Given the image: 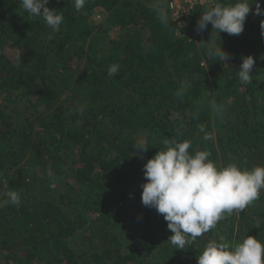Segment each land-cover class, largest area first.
<instances>
[{
    "label": "trees",
    "instance_id": "16d2710c",
    "mask_svg": "<svg viewBox=\"0 0 264 264\" xmlns=\"http://www.w3.org/2000/svg\"><path fill=\"white\" fill-rule=\"evenodd\" d=\"M247 3L240 35L211 24L199 32L209 6L199 4L187 36L167 0H86L80 11L49 0L63 15L59 31L21 0H0V201L9 190L21 199L0 207V264H198L209 242L231 251L251 236L264 245V189L183 249L141 202L143 166L169 139L210 153L218 169L264 167V16ZM248 56L252 83L243 85L237 71Z\"/></svg>",
    "mask_w": 264,
    "mask_h": 264
},
{
    "label": "clouds",
    "instance_id": "9594fccd",
    "mask_svg": "<svg viewBox=\"0 0 264 264\" xmlns=\"http://www.w3.org/2000/svg\"><path fill=\"white\" fill-rule=\"evenodd\" d=\"M49 0H21L23 9L34 18H42L53 31H59L63 15L56 9H49ZM74 7L80 11L86 0H73ZM252 6L247 0H240L232 5H222L215 0L197 21V30L203 32L211 24L213 30L228 35H240L244 31L247 16ZM264 16L258 0L253 13ZM160 20L165 22L163 9ZM261 34L264 36V20L260 22ZM208 53L212 57H222L226 61L228 54L221 48L210 47ZM255 60L252 56L242 58L237 76L241 84L252 83V71ZM119 65L113 64L108 75L118 72ZM178 95L182 96L180 92ZM216 113L222 109L215 103L211 105ZM201 126V131H203ZM205 134L204 139H211ZM165 151H159L143 166L146 183L142 188L141 202L144 206L154 208L167 222L168 229L174 233L168 241L175 249H183L198 237L213 229L224 214L242 211L259 198L264 189V167L256 166L252 170H241L235 164L218 169L208 159L210 153L197 151L189 154V141H166ZM146 151L142 147H136ZM7 199L0 201V207L9 204L19 206L20 195L15 191L5 193ZM228 243L209 242L202 254L197 258L198 264H264V245L256 238L247 236L229 250Z\"/></svg>",
    "mask_w": 264,
    "mask_h": 264
},
{
    "label": "built area",
    "instance_id": "2783aa9c",
    "mask_svg": "<svg viewBox=\"0 0 264 264\" xmlns=\"http://www.w3.org/2000/svg\"><path fill=\"white\" fill-rule=\"evenodd\" d=\"M167 2L169 3L170 11L171 12L173 11L172 14L175 16L174 18L177 20V22L179 21L178 24L180 26H183V24H187V21L184 19L190 16L191 11L194 9L196 5H199V4L209 5V3L212 2V0H167ZM98 18L100 19V17Z\"/></svg>",
    "mask_w": 264,
    "mask_h": 264
},
{
    "label": "rangeland",
    "instance_id": "374dc122",
    "mask_svg": "<svg viewBox=\"0 0 264 264\" xmlns=\"http://www.w3.org/2000/svg\"><path fill=\"white\" fill-rule=\"evenodd\" d=\"M170 10V9H169ZM172 13H173V11H172ZM185 14H186V12H185ZM101 17H100V19L99 20H101L100 21V25H106L107 24V21H106V18L104 17V16H102V15H100ZM175 16L172 14V19H173V21L176 23V30H177V32L179 33H181L182 35H187V36H189L188 35V33H189V31H190V24H191V17L190 16H188L187 18H185L184 20H186L187 21V24H183V26H180L178 23H179V21L177 22V20L174 18ZM98 18V17H97ZM189 25V26H188ZM189 27V28H188ZM185 29H187V30H185ZM187 31H188V33H187ZM112 36L114 37V38H116L117 37V34H115V32L113 31L112 33ZM195 35L194 36H196V35H198V32H195L194 33Z\"/></svg>",
    "mask_w": 264,
    "mask_h": 264
}]
</instances>
